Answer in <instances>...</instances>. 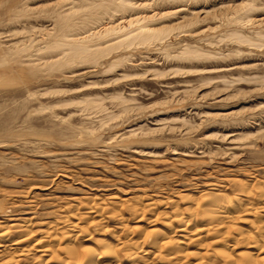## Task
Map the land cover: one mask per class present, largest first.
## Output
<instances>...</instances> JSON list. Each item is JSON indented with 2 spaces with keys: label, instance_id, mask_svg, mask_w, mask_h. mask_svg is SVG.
I'll return each mask as SVG.
<instances>
[{
  "label": "rangeland",
  "instance_id": "1",
  "mask_svg": "<svg viewBox=\"0 0 264 264\" xmlns=\"http://www.w3.org/2000/svg\"><path fill=\"white\" fill-rule=\"evenodd\" d=\"M263 186L264 0H0V224L34 223L28 242L0 233V264H64V233L225 264L215 235L172 261L158 245L193 240L178 217L227 197L257 206L238 225L264 264ZM69 213L37 261L39 230Z\"/></svg>",
  "mask_w": 264,
  "mask_h": 264
},
{
  "label": "bare ground",
  "instance_id": "2",
  "mask_svg": "<svg viewBox=\"0 0 264 264\" xmlns=\"http://www.w3.org/2000/svg\"><path fill=\"white\" fill-rule=\"evenodd\" d=\"M246 185H247V183L245 184V187H246ZM244 190H245V188H244ZM249 190H250V188H249ZM249 190L247 191V193L252 192V190L251 191H249ZM263 196H264V191L261 190L259 192V198H261ZM219 197H221V196H219ZM248 198H250V197H248ZM259 198H258V201H259ZM218 199L215 198L214 200L210 201L209 203L207 202L206 204L203 205V207H201V209H199L200 211L196 210L198 208H196V209L190 208L189 210H187V213L185 212L188 215L185 216V214L182 213L184 215L178 217V220L181 223H184L181 226L180 231H183L185 234H190V231L188 229L190 227V225H188V224L192 225L193 230H191V228H190V230L192 232V235H194V238L190 242L187 243V239H186V241H182V239H181V242H179V244L177 245L172 241L171 237H167V236L165 238H161V239H159V237L157 236L153 239V240H155V242H153L154 245L157 244L156 240H158V239L160 240V243H159L160 245H158V246H160V248L158 249L159 252L163 248L165 249V251H167V249H168V251L164 255V258L166 259V261H167V259L169 261H172V259L177 258L176 256L183 255L184 252L186 251V249L182 248L181 246L190 245V243L193 241L201 242L200 244L202 245V242L207 237L209 239L210 236L215 235V236H213L212 239L213 240L215 239L216 242L218 241L222 244V248L217 249V251L215 253H217L219 255V257L222 258V260L224 261L225 264H259L260 263L261 259H259V256H255L257 254V253H255V251L258 250V248H259V247L257 248V246H256L258 236L256 237V236L252 235L253 233H250L249 231L244 230L240 225H238V223L244 222V221H245L244 223H246V224L252 223V221L250 219H245L243 215H250V214L252 215V213L258 212V210L256 208L257 206H255V207L254 206H243V203L241 202L240 199L239 200L238 199L232 200V198H230V200L225 199V200H219V201H218ZM113 205H115V204H113ZM134 209L137 210L136 207ZM87 210H88V214L90 216H92L93 218H99L100 220H102V217L105 215L107 209H106V207H99L98 206V207H90ZM111 210H112V208H111ZM138 211H141V208L138 209ZM86 213L87 212H85V214ZM108 213H109V210H108ZM253 215H255V214H253ZM75 216H76V214L73 215V213L65 214L64 216H61V217L58 216L60 218L59 222L56 220L57 221L56 223L53 222V224L48 225V227L46 226L47 228L44 227V228H46L45 230H43V229L39 230L41 232L40 233L41 236L36 241L33 240L35 242L33 244V246H35V250L38 249L37 251H40V253H42V255H39L41 257L37 261L41 262L42 261L41 258L44 257V255L46 253L48 254V252L52 251L51 247L53 246L52 245L53 241H55L54 238L59 231L64 229L63 227L68 226V225L69 226L75 225V222H72V220H71ZM81 217L82 216L80 215V218ZM200 218H201V220H200ZM99 219L98 220L95 219L96 220L95 222H97V221L100 222ZM220 219H224V220L222 221ZM22 221H23L22 223H18V224L16 223L17 225H14V226H11L12 224H10V226L8 224L1 225L2 224L1 223L0 224V228H1L0 233H3V235L6 236V238L8 235H13V234L19 235V236H21V238H22L21 240L23 242H28L32 237H30V239H27L28 238L27 236H29V235L31 236V233L33 235V226L32 225L34 223H32L31 219H24ZM60 225L62 226L61 230H59L61 227ZM251 228H252V226H251ZM260 228H257V229L259 230ZM83 231L84 230H82V232ZM263 231L264 230L262 228L261 233H264ZM34 232L37 233L36 231H34ZM157 232H158V230H157ZM174 232H176V230H174ZM222 234H224V235L222 236ZM14 235L12 237H14ZM92 235L88 236V238L91 237ZM160 235L162 236V234H160ZM174 236H177V234ZM2 237H4V236H2ZM74 237H76V236H74ZM169 239H171V240H169ZM189 240H190V238H189ZM57 241H58V238H57ZM57 243L58 244H56V247L58 249H60L62 252V254H61V252H59L60 255H58L57 257H58V259L62 258L64 264L65 263H68V264H154V261L151 260V258L149 259V257H148L149 252H145V253L143 252L144 255H141L138 258L135 256L134 249L135 248L137 249L139 247L138 244L140 243V242L137 243L136 241L123 242L122 245L123 244L129 245L128 248H126L125 250H123V248H122L124 246H120L117 244L113 245L107 241H103V242H101L102 245H100L102 247V249L99 252L96 249H94L88 245H81V246L78 245L77 246V244L75 243V241L71 237V235L65 234V233L60 236L59 242H57ZM173 244H175V247H177L179 249L171 250L172 247L174 246ZM5 245H7V244H5ZM151 245H153V244H151ZM208 245H209V243H208ZM29 250H31V249H29ZM29 250H26L25 252H29ZM253 250H255V251H253ZM259 251H261V250H259ZM51 253H53V251ZM98 253L101 254L100 255L101 257L97 256V255H99ZM123 253H125V254L123 255ZM188 253L190 254L191 252H188ZM49 256H51V255H49ZM59 256H62V257H59ZM211 256H212V254H211ZM52 257H54V256H52ZM187 257H188V255H187ZM200 258H199V260H201ZM205 258H206V256H205ZM50 259L51 258L49 257V260ZM54 259H55V257L52 258V260H54ZM202 259H203V261H202V263H203L204 257ZM163 264H165V263H163ZM166 264H168V263H166Z\"/></svg>",
  "mask_w": 264,
  "mask_h": 264
}]
</instances>
